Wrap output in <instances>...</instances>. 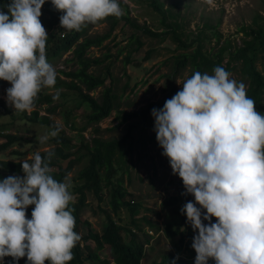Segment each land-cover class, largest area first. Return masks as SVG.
Listing matches in <instances>:
<instances>
[{
    "label": "clouds",
    "instance_id": "1",
    "mask_svg": "<svg viewBox=\"0 0 264 264\" xmlns=\"http://www.w3.org/2000/svg\"><path fill=\"white\" fill-rule=\"evenodd\" d=\"M45 2L10 0L7 12L0 9V80L11 84L7 102L17 112L30 114L42 89L56 85V69L46 57L48 33L40 20ZM51 4L62 13L60 27L68 31L124 14L120 0ZM177 83L182 90L151 115L162 155L186 194L194 196L195 202H187L181 212L197 232L191 245L195 264H208L209 259L215 264H264V114L256 110L246 85L222 66L212 74L196 71ZM52 99H59V90ZM59 131L57 126L39 142ZM54 155L35 152L22 160V177L0 180V261L73 260L72 250L82 237L74 230L68 178L62 182L51 175Z\"/></svg>",
    "mask_w": 264,
    "mask_h": 264
},
{
    "label": "rangeland",
    "instance_id": "2",
    "mask_svg": "<svg viewBox=\"0 0 264 264\" xmlns=\"http://www.w3.org/2000/svg\"><path fill=\"white\" fill-rule=\"evenodd\" d=\"M166 7L171 4L172 12L176 13L170 23L176 22L182 41L186 47L175 43L169 35L165 39L152 38L145 35L141 29L144 26L155 32H162L167 26L162 24V16L150 4L151 0H120L124 14L128 11L130 23L119 22L115 27L107 20L96 24H88L80 31H68L60 27L59 17L61 12L57 11L49 2L42 6L40 20L50 21L53 18V26L47 30L48 41L52 37H58L62 33L75 35L78 32L81 38L75 41L71 49H65L68 42H62L59 52L51 50L52 41H47L46 57L57 72V80L54 88H44L38 94L39 102L44 97L52 98L59 90V99L48 102L46 99L36 104L33 111H38L40 116L48 117V125L33 124L26 120L27 112L15 111L7 102L6 90L11 87L7 81L0 80V99L5 102L6 107L13 110L11 115H0V144L5 141L7 134H14L23 138V141L16 143L5 151L0 152V162L13 161L22 162L35 152H45L54 147L50 137L46 143H40L39 137L47 135L53 126L60 128L58 136L65 134L71 139L73 145L71 152L75 160L72 170L68 173L67 182L70 184L69 191L73 196L72 202L78 201L77 190L83 185L79 179V172L88 164L87 151L78 150L81 144H89L93 138L103 141L120 140L127 133L131 132L129 140L133 141L132 153L127 155L121 162H115V176L111 186H105L101 180L103 199L98 201L93 193H86V202L82 210V216L91 224L93 230L102 233L106 226L105 218H112L117 225L130 226L131 220L135 219L140 224L143 232L132 230V235L122 233L123 241L133 242L136 245H143L145 257L142 264H157L164 261L163 255H172L195 264L196 253L192 246H188V236L194 232L191 224L187 221L186 214H179L183 206L192 201L186 194L184 187H181L180 177L172 173L168 158L162 155L163 149L156 140L154 130L155 120L152 115L146 118L135 117L124 120L126 114L139 112L151 104L161 109L166 100L172 98L178 91L182 90L183 82L191 77L193 67L188 64L185 68H177L175 57L182 53L192 52L198 43L195 42L197 34L202 36L204 54L215 58L222 46L227 43L235 48L243 45L244 38L248 35L246 30H256L257 35H264V0H161ZM10 0H0V9L7 12V4ZM126 7H125V6ZM52 16V18L50 17ZM131 23L137 24L140 28L134 27ZM47 22L43 24L45 26ZM206 24L207 28L202 32L198 29ZM219 31L221 39H217L214 33ZM110 34L109 38L102 44L92 46L85 51V58L92 62L89 73L103 79L105 84L90 92L98 101L102 100L104 91L108 88L116 96L114 109L110 116L97 122L88 121V114L91 112L88 103L81 101L80 92L69 89L65 83L72 79L63 72L75 71L80 68L74 51L79 43L85 38L102 37ZM246 40H251L249 35ZM141 42V46L138 41ZM149 56V59L147 58ZM228 53H224L222 67H228ZM129 61V63H127ZM256 66L264 76V50L257 52ZM231 78L243 82L247 88V94L252 93L251 82L242 71L241 61L233 62ZM212 74L213 71L207 72ZM77 81V84L87 92L85 86ZM256 110L264 114V94L255 106ZM32 111V112H33ZM31 114V113H30ZM132 126V129L130 130ZM87 146V145H85ZM120 150L116 153L119 160ZM80 154V155H79ZM80 157V160L77 158ZM69 160H58V164L66 168ZM58 171V169H53ZM0 173L8 176H20L24 174L12 173L2 169ZM70 174V175H69ZM104 174L101 172V177ZM65 181V180H64ZM126 188L133 195L137 206L133 210L121 207L119 212L114 214L111 211L109 201L111 199L112 187L118 185ZM181 196L182 203L175 207H164L163 203L172 196ZM32 206V205H30ZM199 207V205H198ZM145 218L155 226L151 228L146 224ZM175 222L171 229L167 225ZM216 222V218H212ZM205 224L208 221H204ZM131 227V226H130ZM87 226L79 225L78 234L82 239L77 243L78 249L82 252L83 247L92 254L97 253L99 261L97 264H114L110 246L105 244L102 250H97L96 243L91 240L87 233ZM171 230V231H168ZM177 231V232H176ZM175 233V235L171 234ZM195 233V232H194ZM184 243L181 245V238ZM86 254L85 252H83ZM89 254V253H88ZM90 255V254H89ZM88 255V256H89ZM4 257L0 264L8 262ZM13 259V258H12ZM80 264H94L95 260L82 257ZM27 263V259L21 261ZM100 262V263H99ZM49 264V262H45ZM208 264H215L209 259Z\"/></svg>",
    "mask_w": 264,
    "mask_h": 264
},
{
    "label": "trees",
    "instance_id": "3",
    "mask_svg": "<svg viewBox=\"0 0 264 264\" xmlns=\"http://www.w3.org/2000/svg\"><path fill=\"white\" fill-rule=\"evenodd\" d=\"M49 2V0H46ZM150 4L153 6L156 11L160 13L162 16V25L167 26L165 27L166 30L162 32H155L152 29H149L148 27L144 26L143 33L145 35H148L152 38H160L165 39L167 36H171L173 41L175 43H178L179 45H182L183 47H186V44L182 41V38L179 33V29L181 28L180 25H177L176 22L170 23L169 19H174L176 16L175 12H172L171 6L168 5V8L165 9L166 4L165 2H162L161 0H151ZM125 6V5H124ZM126 7V6H125ZM52 18V16H50ZM47 18L42 19L41 22L44 24L47 22V24L44 26L45 28L50 29L53 24V18L50 21H46ZM105 20L112 23V26L115 27L118 25L119 22H125L130 23L131 19L129 17L128 11L123 14L120 18H117L115 16H109ZM134 27L140 28L137 24L131 23ZM207 28L206 24L203 25L202 28L198 29L200 32L203 31V29ZM243 31H247L248 35L243 40V45L241 47L235 48L234 51H232L233 46L229 43H227L225 46H222L218 53L215 54V58L210 57L203 53V40L202 36L200 34H197L195 37V42L199 45L197 48H195L192 52H186L178 55L175 57V62L177 68H185L190 64L193 67V72L191 76L194 74V72L199 71L201 73L213 71V69L216 66H221L223 60H224V53H228V67H224L227 71L231 70L232 68L229 67L233 62L241 61L242 64V71L244 75H246L250 82H251V88L252 93L247 94L249 98L254 99L256 104L261 99V97L264 94V76L262 73L258 70L256 66V57L257 52H259L261 49L264 50V35H257L256 30L250 29L246 30L245 28H242ZM63 38L59 34L58 37H52L49 41L53 42V46L51 50L54 52H59V49L61 48L62 42H68V46L65 48L71 49V47L74 45L75 41H78L79 38H81V34L78 32L75 35H66L65 32L62 33ZM217 39H221V34L219 31H216L214 33ZM249 35H252L253 38L251 40H246ZM110 34H106L102 37H94V38H85L81 43L78 44L75 53V58L78 61V64L80 66L79 69L75 71L70 72H63L64 75L72 79V81L68 84L65 83L66 86L69 87L71 90L79 91L80 92V99L81 101L88 103L91 109V112L88 114V121L91 123H97L108 116H110L111 112L114 109V103L116 96L112 93V90L108 88L106 91H104L102 95V100L98 101L93 96L90 95V92L94 91L95 89L103 86L105 84V81L103 79H100L92 74L89 73V69L92 66V62L85 58V51L96 45L102 44L105 40L109 38ZM48 41V42H49ZM138 41V40H137ZM47 42V43H48ZM138 44L141 46V42L138 41ZM149 59V56H147ZM129 63V61H127ZM78 80L81 85L85 86L87 89V92L83 93V90L81 87L77 84ZM47 100L48 102H51L53 99L49 97H44L41 101ZM40 97L38 96L35 101L36 104L41 103L39 102ZM255 104V106H256ZM153 108L157 109V105L151 104L148 108L142 109L139 112H132L126 114L124 120L127 121L128 119L140 117L146 118L147 116L151 115V111ZM13 109L11 107H6L5 102L0 99V115H11ZM26 120L33 124H40V125H48V117L46 116H40L38 111H33L31 114L26 116ZM56 128L57 126H53ZM132 129V126L130 130ZM131 137V132L129 131L127 135H125L120 140H107L103 141L99 138H93L89 144H81L78 150L85 149L87 151L88 156V164L79 172V179L82 180L84 183L83 185L79 186L77 190L78 194V201L77 202H71L69 204L70 208H74L73 215L75 216V231H79V225L84 224L87 226L88 230V236L91 240H93L97 245V250H102L103 246L105 244L110 246L111 249V255L114 258V264H142L143 259L145 257V249L144 246L136 245L133 242H124L123 241V235L122 233H125L126 235H132V230L137 232H143L144 235H146L143 231V228L140 224L136 223L135 219L131 220L130 226H120L117 225L116 222L113 221L112 218H105L106 219V226L102 233H99L96 230H93L91 228V224L85 220L82 216V210L86 202V193L90 192L93 193L99 202L102 201L103 195H102V185L101 180L105 182V186H111L112 179L115 176L116 168L114 167L115 162H121L126 159L127 155L132 153L133 149V141L129 140ZM23 141V138L14 134H7L5 136V141L0 144V152L7 150L9 147L16 143H20ZM52 142L54 144V147L48 151L41 152L42 156H46L47 152L53 151L55 153L54 157L51 160L50 168H51V175L58 180V181H64L65 178L68 176V173L72 170V167L74 166L75 160H72L71 157L74 156V152H71V149L73 145L71 144V139L66 136L65 134H61L60 136L54 137L52 139ZM87 145V146H85ZM120 150L119 160L116 158L117 151ZM80 155V154H79ZM58 160H69L68 165L66 168H63L58 164ZM77 160H80V157L77 158ZM0 165L2 169L12 172V173H18V174H24L22 171V162H13V161H2L0 162ZM58 169V171H54L53 169ZM101 172L104 174L101 177ZM5 177L4 174L0 173V180H3ZM181 187L183 186V182L180 178ZM111 191V199L109 201V205L111 208V211L117 215L121 207H125L128 210H133L137 206V202L133 199V195L126 190V188L122 187L120 184L116 187H112L110 189ZM192 198V202H195L194 196L191 194H188ZM182 203V197L172 196L171 198L167 199L164 203V207H175L176 205ZM198 207V205H197ZM34 208V205L28 206L26 209V215L27 218H31V212ZM182 212H179L181 215ZM146 224L149 225L151 228H154V224L147 220L145 218ZM175 224V222H172L171 224L167 225V229H171L172 226ZM192 227V226H190ZM171 231V230H168ZM177 232V231H176ZM175 232V233H176ZM195 232V233H194ZM188 236V241L186 244L188 246L192 245L193 237L197 234L196 231H194ZM171 234L175 235V233L170 232ZM181 245L184 243V238H181L180 241ZM78 246L72 250L73 251V260L69 262V264H80L82 257H88L95 260L94 264H97L99 261V256L95 255V253L92 254V251L88 252L85 247H83L82 252L80 250H77ZM85 252L86 254H84ZM90 255H89V254ZM89 255V256H88ZM164 261L157 264H171L173 260L176 261V264H194L190 261L183 260L181 258L176 259L177 257H173L172 255H163ZM7 259H10L11 263L9 264H25L21 261H24L27 259V257L20 258L18 261H14L12 257H8ZM46 263L48 261H45ZM100 263V262H99ZM27 264V263H26Z\"/></svg>",
    "mask_w": 264,
    "mask_h": 264
},
{
    "label": "built area",
    "instance_id": "4",
    "mask_svg": "<svg viewBox=\"0 0 264 264\" xmlns=\"http://www.w3.org/2000/svg\"><path fill=\"white\" fill-rule=\"evenodd\" d=\"M10 260H8V262H9ZM4 263H6V262H4Z\"/></svg>",
    "mask_w": 264,
    "mask_h": 264
}]
</instances>
